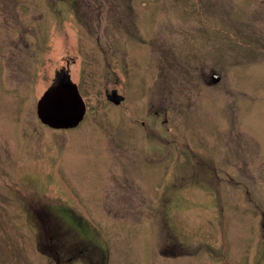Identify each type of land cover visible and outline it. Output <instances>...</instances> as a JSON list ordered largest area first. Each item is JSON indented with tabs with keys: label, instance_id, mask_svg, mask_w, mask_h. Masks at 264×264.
Returning <instances> with one entry per match:
<instances>
[{
	"label": "rangeland",
	"instance_id": "rangeland-1",
	"mask_svg": "<svg viewBox=\"0 0 264 264\" xmlns=\"http://www.w3.org/2000/svg\"><path fill=\"white\" fill-rule=\"evenodd\" d=\"M59 71L87 107L66 130L37 116ZM254 167L264 0H0V264H231L252 246L263 263Z\"/></svg>",
	"mask_w": 264,
	"mask_h": 264
},
{
	"label": "water",
	"instance_id": "water-1",
	"mask_svg": "<svg viewBox=\"0 0 264 264\" xmlns=\"http://www.w3.org/2000/svg\"><path fill=\"white\" fill-rule=\"evenodd\" d=\"M220 81L219 75L213 76V82ZM86 105L76 85L69 81L48 91L38 104L40 119L53 128L77 126L84 118Z\"/></svg>",
	"mask_w": 264,
	"mask_h": 264
},
{
	"label": "flooded vegetation",
	"instance_id": "flooded-vegetation-1",
	"mask_svg": "<svg viewBox=\"0 0 264 264\" xmlns=\"http://www.w3.org/2000/svg\"><path fill=\"white\" fill-rule=\"evenodd\" d=\"M2 53L3 52H1V54ZM68 77L69 76H68V74L65 71L57 72V74L55 76V82L49 89H52L54 87L59 86L62 82H65ZM110 96H111V100H113L116 105H120L122 103V101H123V97H121L118 94V92H116V91H113V93H111ZM6 105H8V102H6ZM3 111L4 112L10 111V108L9 109L5 108V110H3ZM6 122H10V121H6ZM14 125L17 128V125L16 124H14ZM3 130H4V128H3ZM19 138H20V135H19ZM19 138H18V140L14 139V141H12L11 138L9 136H7V139H9V140H7V139L4 140L7 143H10L12 145L14 153H16V148H18V145H19V143L21 141ZM260 163H262V162H260ZM232 167H235L237 169H241L242 165L235 166V162L232 161L231 162V169H232ZM251 169H253V168H251ZM263 169L264 168L254 167L255 173H261L262 174L261 171ZM249 174H252V173L249 171ZM229 178H230V176H229ZM261 196H262V191H260L258 195L252 193L250 191V189L244 190V193H243V197H244V201H245V208L248 206L247 209H245V211L247 212V210H248L249 213H252V215L250 216V217H252L251 219H253V217H254L255 221L257 222V225H256L257 231H256L255 235H256V237L259 236L260 239L264 242V206L261 205V202H260V199H262ZM54 205L55 204H53V206ZM42 206H48V207L51 208L52 204H51V202H48V203H46L45 205H42ZM63 206H65V205H63ZM42 210L44 212H41L40 209H38V210L34 209L33 210V212H34L33 216H34V219L36 221L37 220H39V221L56 220L55 218L53 219V217L50 216L49 211L44 210L43 208H42ZM58 215H59V217H61L60 214H58ZM256 237H255V239H256ZM253 249H254V246L249 247V249H247V250L244 249V251L246 250L245 253L247 252V255H246L247 262H244V263H240L239 262V263H231V264H264V262L263 263L262 262L261 263L254 262V259L252 261L250 260L251 251ZM225 264H230V263H225Z\"/></svg>",
	"mask_w": 264,
	"mask_h": 264
}]
</instances>
